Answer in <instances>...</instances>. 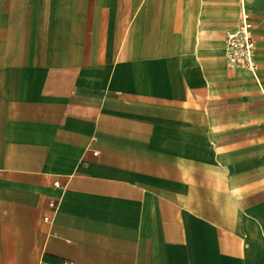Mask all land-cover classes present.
Listing matches in <instances>:
<instances>
[{"label": "crops", "instance_id": "1", "mask_svg": "<svg viewBox=\"0 0 264 264\" xmlns=\"http://www.w3.org/2000/svg\"><path fill=\"white\" fill-rule=\"evenodd\" d=\"M64 263L264 264V0H0V264Z\"/></svg>", "mask_w": 264, "mask_h": 264}, {"label": "built area", "instance_id": "2", "mask_svg": "<svg viewBox=\"0 0 264 264\" xmlns=\"http://www.w3.org/2000/svg\"><path fill=\"white\" fill-rule=\"evenodd\" d=\"M251 28L249 14L243 3H240L238 23L235 28L225 31L223 46L224 56L231 66L242 67L255 72L254 50L256 45ZM48 207L51 212L43 216L45 221H51L52 214L56 211V202L49 200Z\"/></svg>", "mask_w": 264, "mask_h": 264}]
</instances>
